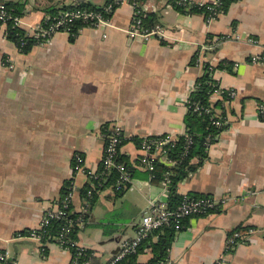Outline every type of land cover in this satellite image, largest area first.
Instances as JSON below:
<instances>
[{
    "label": "crops",
    "instance_id": "crops-1",
    "mask_svg": "<svg viewBox=\"0 0 264 264\" xmlns=\"http://www.w3.org/2000/svg\"><path fill=\"white\" fill-rule=\"evenodd\" d=\"M4 1L25 5L26 28L48 17L49 6L77 2ZM88 1L103 6L107 0ZM144 5L159 12L166 29L163 39L130 37L134 5L128 1L115 10L110 25L85 27L74 40L60 32L27 54L6 37V25L0 28V250L11 262L0 264H72L71 251L59 241L44 245L20 232L39 229L46 212L59 204L64 182L74 177L76 154L83 156L88 171H100L103 134L117 124L127 139L121 155L131 167L130 187L117 192L109 185L89 206L81 192L90 179L79 173L72 200L74 212L90 216L78 240L92 251L85 264H110L122 241L135 238L152 201L169 198V186L154 185L140 164L142 153L133 138L186 134L187 103L206 62L216 67L220 88L236 96L217 109L225 113L228 127L178 188L183 196L230 201L219 213L187 221L175 235L168 264H213L224 254L229 233L241 225L253 232L248 243L230 251L225 264H264V65L251 63L264 47V0H238L213 19L178 12L165 0ZM251 37L257 45L248 42ZM214 40L222 41L206 54L199 51L194 64L201 45ZM6 59L13 70L5 66ZM222 62L232 63L231 70L217 68ZM151 258L146 248L139 264Z\"/></svg>",
    "mask_w": 264,
    "mask_h": 264
},
{
    "label": "trees",
    "instance_id": "trees-1",
    "mask_svg": "<svg viewBox=\"0 0 264 264\" xmlns=\"http://www.w3.org/2000/svg\"><path fill=\"white\" fill-rule=\"evenodd\" d=\"M116 0H107L103 6L96 5L88 0L83 2H75L72 5H64L60 8L55 6H49L45 9L48 17L51 20L58 17L64 12L74 11V10H84V11H94L102 13V15L106 18L111 19L113 16L112 12L108 14L105 12V7L109 4H114ZM147 0H128L131 4L137 6L136 17L141 19V23L144 28L151 29L156 25L160 24L161 16L159 12L155 11H144L143 7ZM168 4L174 7L178 12L181 13H202L209 17V10L206 9L209 4L206 3L203 6L194 4H186L180 5L179 2L182 0H165ZM238 0H220L219 4L214 8V18H217L221 14H225L228 12L231 5ZM0 4H5L10 14L17 17H22L24 15L25 5L19 1H4L0 0ZM120 5L117 6V8ZM116 8V9H117ZM71 39L74 40L78 37L80 31L85 27H96L93 26L91 22H85L81 19L73 20L71 24ZM3 26V23H0V28ZM6 37L14 42L16 46L19 48V51L23 54L29 53L35 45L42 44V40L40 41L36 37H32L27 35L26 31L17 27H14L12 20L8 22L6 27ZM222 39H225V36H221ZM22 42L25 44L22 46ZM200 49L195 53L193 63L197 64L200 53ZM232 63L222 62L219 64L217 68H227L231 70ZM216 67H212L210 63L206 62L204 64V73L198 79L196 83V88L194 92L191 94L188 100V113L185 117L186 124V135L181 137H177V141L172 144H167L164 149L169 152V157L172 161L175 162V165L169 166L165 163L156 159L154 161V171L153 178L151 179L154 185H162L169 180V198L167 200V205L169 210H176L182 203L184 196L179 193V184L189 176V174L194 173L198 170V168L204 163V161L208 157V151L212 144L217 141L219 134L224 131L228 127V122L223 124L222 126H218L216 122L225 116V113L220 115L217 112L218 108H223L225 105V101L229 100V96L227 91L222 93L221 98H217L213 100L214 92L220 88L218 81L214 78ZM106 131L104 132V134ZM124 135V134H123ZM188 138L192 140V144L188 145ZM106 140V139H105ZM136 144L141 148L143 143V139L133 138ZM107 141V140H106ZM127 139L123 138V142L119 148V155L116 158L117 164H123L128 173L131 175V167L127 159L121 155V147L125 144ZM142 157V155H141ZM140 157V158H141ZM194 159H197L196 162H193ZM140 162V160H139ZM141 164V162H140ZM103 169V165H101L100 171ZM120 176V171L117 168H113L109 175L106 177L105 181H101L99 179L90 180V184L82 190L81 194L86 202V205L92 206L96 203L99 198V193L109 185H115L117 179ZM75 182L74 177L65 181L61 191L62 200L70 191L71 184ZM129 184L128 187H130ZM89 191H92V195H88ZM192 198H203L208 197L210 195H202V194H190ZM60 203V201H59ZM221 209L210 210L208 214L195 215L192 217H188L184 219L182 223V229L186 226L187 221L191 218L196 217H204L212 213H219ZM83 213V212H82ZM82 213L74 212L73 206L71 204L70 208L67 210V215L60 219L51 220L50 224L46 226L42 230V242L43 244H47L53 241H58V238L63 232V229L68 228V232L66 234V240L70 242L68 244V250L71 251L73 255L72 264H85L90 261V257L92 256V251L85 249L81 252L78 249L76 243L79 240V232L81 230V224L77 222L78 217ZM84 215V223H87L90 216L89 213H83ZM181 229V230H182ZM251 227L238 226L234 230L229 233V237H233L234 234H246V236L250 235ZM179 230V231H181ZM175 229L174 225H169L162 227L158 230H155L148 238H146L139 246L137 253L131 254L128 257L118 261L116 264H139L138 256L142 253L146 248L151 249L152 258L146 264H168L169 253L172 247L175 235L179 232ZM32 231L24 230L20 232L21 235L29 234ZM157 237V241L154 238ZM239 241V238H235V242ZM248 243V238L244 242ZM238 246V245H236ZM235 246V247H236ZM45 252L47 251L46 247H44ZM9 260V259H8ZM9 263H11L9 261ZM8 263V264H9Z\"/></svg>",
    "mask_w": 264,
    "mask_h": 264
},
{
    "label": "built area",
    "instance_id": "built-area-1",
    "mask_svg": "<svg viewBox=\"0 0 264 264\" xmlns=\"http://www.w3.org/2000/svg\"><path fill=\"white\" fill-rule=\"evenodd\" d=\"M128 0H116L114 4H109L105 7V12L108 14L114 12L118 5H122ZM220 0H214L213 3L206 6L209 10V17L211 19L214 18V8L219 4ZM203 6L204 3L195 2L193 0H182L179 2L180 5L186 4H194ZM137 6L134 5V17L131 23L130 28L128 29V34L132 38H143L149 40L151 38L163 39L166 34V29L161 24L156 25L151 29H146L143 27L141 23V19L136 17ZM144 11L148 10V7L144 5ZM81 19L85 22H91L93 26L100 25H110V19L106 18L102 15V13L94 12V11H84V10H74L67 11L59 15L58 17L51 20L50 17H46L43 20L35 23L32 27L26 28L23 24L22 17L13 16L9 13L5 4H0V23L3 25H8V22L12 20L14 27L23 29L26 31L27 35L36 37L40 41L42 40V44H45L49 39L54 37L56 34L60 32H66L71 34V24L73 20ZM224 40V39H222ZM222 40H214L216 43L213 45L203 44L201 45L200 53L206 54L211 49L215 48L219 41ZM248 42L253 45L258 44V40L251 37L248 39ZM25 42H22V46ZM19 49V48H18ZM251 63L254 65H264V47L261 52L253 55L251 57ZM5 66L13 70L15 65L10 59L5 60ZM225 90L221 88L217 89L214 92L213 96L217 98H221L222 93ZM229 98L235 97L236 93L234 91H227ZM264 114V110H262ZM227 123L225 117L220 118L216 122L218 126H222ZM186 135V134H185ZM105 140V149L104 156L102 160L103 169L99 172H91L85 168L84 158L80 154H76L74 157V165H73V175L74 177L79 173L86 174L90 180L99 179L105 181L106 177L109 175L110 171L113 168H117L120 171V176L114 185V189L117 192H121L131 183V176L128 173L126 167L123 164H117L116 158L119 155V148L123 142V132L119 125L113 124L109 126L106 130V133L103 134ZM177 141V137L172 134H166L159 137H147L143 139V143L141 145L140 151L142 153V157L140 158L141 165L151 173V178H153L154 171V161L159 159L160 162L165 163L169 166L175 165V162L172 161L169 157V152L164 149L167 144H172ZM192 144V140L188 138V145ZM169 186V180L164 183ZM76 192V186L73 182L70 187L69 193L60 200V203L54 208L46 212L42 223L39 229L33 230L29 236L42 241L43 236L41 235L42 230L48 226L51 220L60 219L67 215V210L70 208L73 200V196ZM88 195H92V191H89ZM230 201L229 197L217 198L213 196L203 197V198H192L189 195H185L181 205L176 210H169L167 201L164 203H157L156 201H152L150 207L147 212L142 216L141 221L138 224L137 234L133 239L123 240L120 244V252L115 256V258L111 261L110 264H116L118 261L128 257L131 254H135L138 251L140 244L148 238L155 230H158L162 227L174 225L177 231L182 229V221L188 217H192L195 215L208 214L210 210L221 209L224 210ZM83 213H86L84 211ZM83 213L78 217L77 222L81 225L84 224V215ZM68 228L63 229L62 234L58 238V241L62 247L68 249V244L70 242L66 240V234L68 232ZM253 230H250L252 233ZM235 238H239V241L235 242ZM248 238L246 234L235 233L233 237H228L226 242V249L224 254L219 257L213 264H225L226 257L230 254V251L235 248L236 245L245 244V240ZM78 249L85 250L86 248L80 247L78 243H76ZM8 253L6 251L0 250V262L7 263L9 260Z\"/></svg>",
    "mask_w": 264,
    "mask_h": 264
},
{
    "label": "water",
    "instance_id": "water-1",
    "mask_svg": "<svg viewBox=\"0 0 264 264\" xmlns=\"http://www.w3.org/2000/svg\"><path fill=\"white\" fill-rule=\"evenodd\" d=\"M75 1H77V2H83V1H85V0H75Z\"/></svg>",
    "mask_w": 264,
    "mask_h": 264
},
{
    "label": "rangeland",
    "instance_id": "rangeland-1",
    "mask_svg": "<svg viewBox=\"0 0 264 264\" xmlns=\"http://www.w3.org/2000/svg\"><path fill=\"white\" fill-rule=\"evenodd\" d=\"M105 0H101L99 3H103ZM94 2V1H93ZM95 3V2H94Z\"/></svg>",
    "mask_w": 264,
    "mask_h": 264
}]
</instances>
